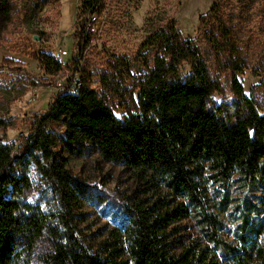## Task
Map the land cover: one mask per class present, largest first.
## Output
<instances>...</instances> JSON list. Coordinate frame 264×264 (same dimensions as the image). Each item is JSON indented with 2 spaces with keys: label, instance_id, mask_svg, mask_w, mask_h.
<instances>
[{
  "label": "trees",
  "instance_id": "16d2710c",
  "mask_svg": "<svg viewBox=\"0 0 264 264\" xmlns=\"http://www.w3.org/2000/svg\"><path fill=\"white\" fill-rule=\"evenodd\" d=\"M99 2L82 0L81 14ZM197 21L214 49L231 34L223 0ZM78 29L73 37L80 54L91 37H80ZM139 46L150 54V66L128 87L125 115H115L81 67L77 91H56L22 135L20 150L36 151L44 160L57 210L18 200L21 178L8 172L10 148L0 139V264H21L24 257L39 264H264V114L241 95L236 81L241 101L232 116L212 100L222 83L173 20ZM182 62L189 66L185 75L179 73ZM10 65L19 63L0 59V68ZM42 65L51 73L57 68L49 56ZM3 122L0 117V127ZM84 143L139 180L150 179L156 190L149 202L134 195L121 203L125 224L102 256L90 253L75 234L74 196L67 188L81 184L66 157L54 152L60 146L79 155Z\"/></svg>",
  "mask_w": 264,
  "mask_h": 264
},
{
  "label": "rangeland",
  "instance_id": "374dc122",
  "mask_svg": "<svg viewBox=\"0 0 264 264\" xmlns=\"http://www.w3.org/2000/svg\"><path fill=\"white\" fill-rule=\"evenodd\" d=\"M214 1L97 3L100 32L81 50V67L91 86L114 105L116 116L126 114L128 87L150 66V54L140 48L141 41L147 35L158 36L170 20L181 36L196 43L210 72L220 79L222 92L214 93L212 100L222 104L225 113L232 116L239 109L242 95L264 114V0H223L231 34L222 37L217 49L203 37L197 21L198 15L205 13ZM76 2L81 7L82 0H7L0 8V59L6 57L19 63L15 69L14 65L0 68V117L4 119L0 139L10 148L8 172L21 178L15 188L18 200L46 212L58 209L56 191L43 174L44 160L36 151H21L20 144L33 116L41 113L58 91L48 84L53 73L42 65L43 61L47 62L50 51L61 44L70 51V62L74 57ZM188 71V63L182 62L180 75ZM13 79L24 81L27 86L8 87ZM233 81L240 84L241 95ZM135 95L136 89L131 90L132 99ZM54 152L66 157L64 164L81 184L67 188L74 196L70 214L75 234L90 253L102 256L107 242L118 239L125 224L121 203L129 202L134 195L149 202L156 190L150 179L139 180L125 166L103 160L88 143L81 145L79 155L68 154L60 146ZM32 259L24 257L21 264H39Z\"/></svg>",
  "mask_w": 264,
  "mask_h": 264
},
{
  "label": "built area",
  "instance_id": "2783aa9c",
  "mask_svg": "<svg viewBox=\"0 0 264 264\" xmlns=\"http://www.w3.org/2000/svg\"><path fill=\"white\" fill-rule=\"evenodd\" d=\"M97 4H91L86 7L85 11L81 14V7H78L76 2V10H75V17H74V26H80L79 35L80 37L87 36V37H97L99 35V24L101 22V17L96 14ZM78 19V22H77ZM72 28L74 33L75 28ZM72 33V34H73ZM49 57L52 61H54L57 65L50 81L49 85L54 87L56 90L61 92H70L75 93L79 88L81 79H80V68L82 66V56L81 53L78 56V49L76 47L75 54L73 58L77 57L75 64L72 65L70 62V51L63 45H58L53 48L50 53ZM72 71V75L70 76ZM20 85L26 87L27 84L24 81H20L17 79L11 80L7 86L11 85Z\"/></svg>",
  "mask_w": 264,
  "mask_h": 264
},
{
  "label": "crops",
  "instance_id": "0c3cea01",
  "mask_svg": "<svg viewBox=\"0 0 264 264\" xmlns=\"http://www.w3.org/2000/svg\"><path fill=\"white\" fill-rule=\"evenodd\" d=\"M59 2V1H58ZM55 24H57V19H56V22H55Z\"/></svg>",
  "mask_w": 264,
  "mask_h": 264
}]
</instances>
